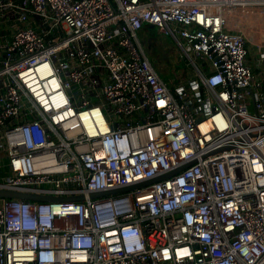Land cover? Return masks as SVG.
<instances>
[{
    "label": "built area",
    "instance_id": "obj_1",
    "mask_svg": "<svg viewBox=\"0 0 264 264\" xmlns=\"http://www.w3.org/2000/svg\"><path fill=\"white\" fill-rule=\"evenodd\" d=\"M0 190L86 196L0 198V264H264V0H0Z\"/></svg>",
    "mask_w": 264,
    "mask_h": 264
},
{
    "label": "rangeland",
    "instance_id": "obj_2",
    "mask_svg": "<svg viewBox=\"0 0 264 264\" xmlns=\"http://www.w3.org/2000/svg\"><path fill=\"white\" fill-rule=\"evenodd\" d=\"M139 38L155 71L170 89L180 75L195 77L194 67L171 37L154 27L142 29ZM203 62L198 61L200 65Z\"/></svg>",
    "mask_w": 264,
    "mask_h": 264
},
{
    "label": "water",
    "instance_id": "obj_3",
    "mask_svg": "<svg viewBox=\"0 0 264 264\" xmlns=\"http://www.w3.org/2000/svg\"><path fill=\"white\" fill-rule=\"evenodd\" d=\"M228 148H223L221 150L215 151L214 153H218L220 151L226 150ZM196 161H190L187 163L182 164L180 167L177 169L168 172L164 175L156 176L148 180H143L138 183L130 184L127 186L115 188V189H110V190H103V191H95V192H89L88 193V198L91 200H96V199H102V198H107L109 196H116V195H121V194H127L131 192H135L138 190H142L144 188H147L149 186H152L156 183L165 181L176 174L180 173L181 171L189 168L193 164H195ZM0 198L3 199H15V200H25V201H34V202H81L86 199V196L81 194L77 196H72V197H54L51 195H42V194H37V193H28V192H23V191H17V190H0Z\"/></svg>",
    "mask_w": 264,
    "mask_h": 264
},
{
    "label": "trees",
    "instance_id": "obj_4",
    "mask_svg": "<svg viewBox=\"0 0 264 264\" xmlns=\"http://www.w3.org/2000/svg\"><path fill=\"white\" fill-rule=\"evenodd\" d=\"M146 28H150V29H154V26H152V25H145L144 27H143V30H145ZM156 28V27H155ZM2 166H5V164H4V162H2V164H1ZM3 170H4V172H7V169L6 168H3Z\"/></svg>",
    "mask_w": 264,
    "mask_h": 264
}]
</instances>
